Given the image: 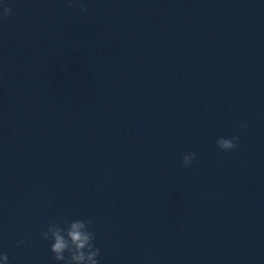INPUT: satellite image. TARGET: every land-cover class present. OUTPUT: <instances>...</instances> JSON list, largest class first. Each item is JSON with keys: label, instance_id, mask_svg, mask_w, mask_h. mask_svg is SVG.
Returning <instances> with one entry per match:
<instances>
[{"label": "water", "instance_id": "95a60500", "mask_svg": "<svg viewBox=\"0 0 264 264\" xmlns=\"http://www.w3.org/2000/svg\"><path fill=\"white\" fill-rule=\"evenodd\" d=\"M73 3L0 0V253L87 219L98 264H264V0Z\"/></svg>", "mask_w": 264, "mask_h": 264}, {"label": "clouds", "instance_id": "9594fccd", "mask_svg": "<svg viewBox=\"0 0 264 264\" xmlns=\"http://www.w3.org/2000/svg\"><path fill=\"white\" fill-rule=\"evenodd\" d=\"M66 6L68 8L74 7L73 0H67ZM3 12L0 13V20L9 18L12 14V10L7 5H3ZM81 12H86L87 8L84 4L80 6ZM244 129H247V123L242 125ZM238 136L231 138L220 137L216 140V146L222 152H232L237 147ZM196 158L195 152H189L181 157L182 168H190ZM63 227L57 223H52L48 226L41 236L42 239L47 241L51 239L50 251L53 253L57 262H64V264H98L97 257L100 255V249L95 248L93 241L95 240V234L89 231L90 220H74L71 222L62 221ZM24 243V241H19ZM68 253L65 256V253ZM0 260L4 261V264H9V258L7 254L0 253Z\"/></svg>", "mask_w": 264, "mask_h": 264}]
</instances>
